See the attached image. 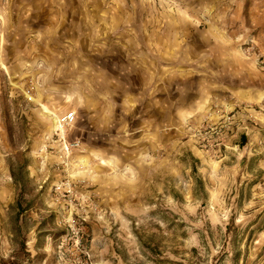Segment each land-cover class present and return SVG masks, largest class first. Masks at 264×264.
Returning a JSON list of instances; mask_svg holds the SVG:
<instances>
[{
    "label": "rangeland",
    "instance_id": "rangeland-1",
    "mask_svg": "<svg viewBox=\"0 0 264 264\" xmlns=\"http://www.w3.org/2000/svg\"><path fill=\"white\" fill-rule=\"evenodd\" d=\"M0 264H264V0H0Z\"/></svg>",
    "mask_w": 264,
    "mask_h": 264
},
{
    "label": "crops",
    "instance_id": "crops-1",
    "mask_svg": "<svg viewBox=\"0 0 264 264\" xmlns=\"http://www.w3.org/2000/svg\"><path fill=\"white\" fill-rule=\"evenodd\" d=\"M157 87H158V84H155V85H153L150 88V91H154V93H155V101L153 102V104H155V105H150V106L151 107H155L156 113L158 112V110H159V112L163 110L162 104L158 103V101H157V99H158V92H159V95H162L163 94V87H161V89H159V90L157 89ZM200 106H202V104L201 103L198 104L197 103V100L192 101L189 104V106L187 107L188 108L187 109V112L190 113V114L198 113V112H200Z\"/></svg>",
    "mask_w": 264,
    "mask_h": 264
},
{
    "label": "built area",
    "instance_id": "built-area-1",
    "mask_svg": "<svg viewBox=\"0 0 264 264\" xmlns=\"http://www.w3.org/2000/svg\"><path fill=\"white\" fill-rule=\"evenodd\" d=\"M226 119H229V117H227ZM74 120V113L73 112H69L67 114H65L64 116L61 117V122L64 124L70 123ZM207 133L210 134H217L219 133V131L222 128V125H207L206 127H204Z\"/></svg>",
    "mask_w": 264,
    "mask_h": 264
},
{
    "label": "trees",
    "instance_id": "trees-1",
    "mask_svg": "<svg viewBox=\"0 0 264 264\" xmlns=\"http://www.w3.org/2000/svg\"><path fill=\"white\" fill-rule=\"evenodd\" d=\"M11 177L14 179V177H15V173H14V171L11 169Z\"/></svg>",
    "mask_w": 264,
    "mask_h": 264
}]
</instances>
